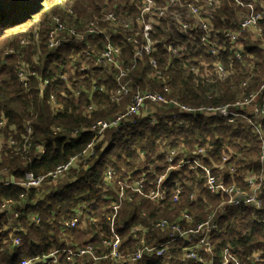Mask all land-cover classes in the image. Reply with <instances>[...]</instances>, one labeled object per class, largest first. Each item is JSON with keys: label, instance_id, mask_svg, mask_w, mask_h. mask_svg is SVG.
<instances>
[{"label": "trees", "instance_id": "obj_1", "mask_svg": "<svg viewBox=\"0 0 264 264\" xmlns=\"http://www.w3.org/2000/svg\"><path fill=\"white\" fill-rule=\"evenodd\" d=\"M219 2L220 9L212 22L213 28L236 31V15L247 10L248 2L243 6L232 0ZM261 2L264 3V0ZM109 5L110 2L106 0H0V117L3 114L7 120L4 133L6 136L11 135L9 128L15 127V133L9 137H13L20 145L24 124L29 121L33 129V145L45 146V154L39 159L32 155L30 159L21 158L12 150H4L0 157V169L13 171L15 177H21L26 172L34 175L48 173L86 148L92 140L88 128L94 121L111 118L124 111L129 97L113 103L109 101L107 93H90L93 84L101 85L97 74L85 78L77 74L68 82L53 80L40 95L37 79L30 78L26 87L19 82L17 67L20 58L16 54L2 60L4 51H16L19 43L28 39L23 61L30 70L37 72L42 79H52L67 73L78 48L65 44L53 53L47 50L52 18L58 16L68 19L70 15L64 8L70 6L74 15L68 20L79 24L98 15ZM113 12L124 17L135 16L137 8L134 2L124 0L117 4ZM164 25L162 23V28L154 29L153 39L187 47L184 57L173 58L162 44L155 45L151 57L157 62L164 82L148 76L151 69L147 57L132 59L134 45L122 44L121 37L116 41L121 47L124 64L128 65L130 61L137 63L127 78L132 83L133 92L152 90L188 106H218L234 102L241 91L247 94L264 80L263 49L257 40H248L246 33L241 35L237 43L225 42L224 49L215 57L206 52L205 46L197 38L191 40L187 34L165 28ZM192 34L195 35V32L192 31ZM236 52L240 54L239 58ZM218 64L226 72L223 79L216 77ZM192 67L198 70L197 74L189 70ZM250 76L251 84L241 90V84ZM104 84L107 85L106 91L115 86L110 78ZM165 86H168L169 93L163 91ZM52 95L55 103L50 101ZM91 106L94 109L89 111ZM155 110V124H150L149 117L144 116L108 133V138L107 135L101 138L94 146V154L88 158L87 171L61 187L46 192L44 188L25 191L16 186L0 187V205L4 200L22 202L17 219L20 231L16 235L6 229L7 216L0 214V264H20L24 259L47 254L53 249L81 248L88 243L97 246L101 234H108V226L104 224L107 214L105 208L111 203H118L116 192L114 195L105 189L109 172L115 188L119 189L120 183L124 181L134 183L143 178V190L147 192L154 187V179L167 172L166 153L175 151L177 161L197 148L207 150L209 160L203 161L208 166L220 163L223 155H230V164L236 168L233 181L241 188L246 186L243 177L245 172L253 170L254 174H258L261 171L255 159L261 151L262 142L249 128L226 125L223 119L216 116H184L187 124L178 125L170 116L163 114L165 110L159 107ZM55 128L60 129L56 134L53 133ZM73 131L78 133L69 135ZM197 172H190L188 167H183L168 173L164 182V198L159 204L145 199L121 203L117 220L124 224L119 227L116 223L115 229L125 241L122 249H134L129 224L125 223L130 214V220H134L138 212L145 211L149 223L156 219L177 221L185 213L192 219L189 224L180 222L184 228L200 223L221 202L226 201V196H214L202 189L201 183L197 181ZM223 173L227 183L231 177L227 170ZM262 188L261 209L232 206L218 217L216 230L211 236V262L214 264L220 263L225 249L241 264H253L256 258L262 261L256 264H264V183ZM122 189L128 188L124 186ZM177 189L180 193L175 199ZM106 193L108 199L104 198ZM191 195L193 198L189 200ZM78 206H81L79 224L74 229L63 230V223L74 217L73 210ZM35 216L39 219L38 223L32 221ZM16 236L20 238L17 246L13 244ZM146 241L147 244H162L165 238L160 231L155 230L146 236ZM177 243L180 249L188 246L186 242ZM201 255L208 258L202 252ZM138 264L197 263L186 260L182 251L173 247L162 257L144 258Z\"/></svg>", "mask_w": 264, "mask_h": 264}, {"label": "built area", "instance_id": "obj_2", "mask_svg": "<svg viewBox=\"0 0 264 264\" xmlns=\"http://www.w3.org/2000/svg\"><path fill=\"white\" fill-rule=\"evenodd\" d=\"M107 1L110 2L109 7L103 8L98 15H93L92 18L87 21L83 20L79 24L69 22V17L74 15L70 6L64 8L65 12L70 15L68 19H62L58 16L52 18L51 29L46 42L47 50L53 53L65 44H71L78 48V52L72 56L67 73L60 74L52 79H42L37 72L30 70L29 66L21 65L17 71V78L24 87L27 86L30 78L37 79V88L41 95L45 87L53 80L68 82L73 80L77 74L82 75V78L90 74H97V79L101 82V85L93 84L90 93H107L109 101L113 103H118L129 97V103L124 111L117 113L115 116L94 121L88 128L92 134V140L79 155L71 158L67 163L45 174L34 175L26 172L21 177H15L13 171L6 168L0 169V187L16 186L29 191L43 189L45 186L53 184L49 188L55 189L73 181L76 178L60 184V181L71 175L73 171H87L88 158L94 154V146L101 138H104L108 133L117 131L128 121L133 122L138 118H145L144 116L149 117L150 124H155L154 109L156 107L165 110L166 113L163 114L170 116L172 121L178 125L187 124V121L183 118L184 116H216L223 119L226 125L249 128L262 142L261 151L255 159L261 171L258 174H254L253 170L245 172L243 177L246 186L241 188L233 181L236 168L230 164V155H223L220 163H212L208 166L203 161L209 160L207 150L197 148L193 153L184 155L177 161L175 151L166 153L167 172L157 176L153 181L154 187L147 192L143 190L145 187L143 178L134 183L124 181V183H120L119 189L115 188L111 181L112 174L109 172L105 181V189L107 192H113L114 195L116 192L118 203H111L109 207L105 208L107 214L104 217V224L108 226V234H101L99 244L96 246L88 243L81 248L53 249L47 254L24 259L20 264H99L101 262L108 264H138L144 258L162 257L173 247H178L188 261L197 264H214L211 262V236L216 230L218 217L224 215L226 208L232 206L244 205L256 210L262 207V184L264 183V80L256 89L247 94L241 91L234 102L218 106H188L152 90L133 92L132 83L127 78L129 73L135 69L137 63L130 61L128 65L124 64L121 59V47L116 41L121 37L122 44L134 45L135 50L132 59L139 60L147 57L151 69L148 76L164 82V77L158 70L157 62L151 57L155 45L157 43L162 44L173 58L184 57L187 47L174 46L171 43L168 44L165 41L153 39L152 33L155 28H162V23H164L165 28H173L180 33L187 34L191 40L197 38L205 46L206 52L215 57L224 49L225 42L237 43L243 33L247 34L246 38L248 40L252 38L257 40L264 52V3L261 0H232L235 4L241 6L248 2L247 10L236 15L235 24H237L238 29L233 31L227 28L215 29L212 26V22L216 19L217 12L220 9L219 0H130L131 3L134 2L137 12L135 16L127 17L113 12L117 4L124 0ZM192 31L195 32V35L192 34ZM34 37H37L36 33ZM99 38L101 39L99 40ZM28 44V39H23L20 43L22 48ZM12 53L13 51L9 50L5 54ZM236 56L239 58L240 54L236 52ZM189 70L193 74L198 73V70L194 67L189 68ZM225 76L226 72L218 64L216 77L223 79ZM109 78L115 86L106 91L107 85L104 83L107 84ZM251 82L252 76L241 84L240 89H246ZM163 91L169 93L168 86H165ZM79 94L80 92L77 93V95ZM50 101L55 103L53 95ZM93 109L91 106L88 110L92 111ZM1 115L0 157L6 149L12 150L15 155L21 158L28 157V159L31 155L39 159L45 154L44 144L34 146L32 143L33 129L29 121L24 124V133L21 137L22 143L18 145L13 137H9L15 133V127L9 128L12 131L11 135H5L4 130L7 120L3 114ZM59 131V128L53 129L54 134ZM77 133V131H73L69 135L74 136ZM78 165L82 167L79 171H77ZM183 167H188L190 172L198 171L197 181L201 183L202 189L214 196H226V201L221 202V205L213 209L200 223L184 228L180 222L189 224L192 219L185 213L181 214L177 221L156 219L149 223L145 211L138 212V216L134 220H130V214L125 223L129 224V234L134 243V249L131 251L122 249L125 241L121 239L115 229L116 223L119 227L124 224L123 221L117 220L121 203H131L134 199H145L159 204L164 198V182L168 173ZM224 170H227L231 177L227 183H225L223 176ZM124 186L128 189H122ZM179 193L180 190L177 189L175 199ZM106 195L108 193L104 195V198L108 199ZM192 198L193 195L189 197V200ZM19 208H22L21 201L16 203L12 200H4L0 205V214H5L8 218L6 229L11 230L15 235L20 231L17 221L20 214ZM80 209L81 206H78L73 210L74 217L63 223V230L76 228L81 220ZM32 221L38 223L39 219L35 216ZM155 230L162 233L165 241L162 244L156 242L147 244L146 236ZM179 241L186 242L188 246L180 249L177 246ZM19 243L20 238L14 237L13 244L17 246ZM98 250L100 251L98 252ZM201 252L208 258L205 259ZM258 261V258H256L253 260V264ZM260 262L262 261L260 260ZM219 264H241V262L228 249H225Z\"/></svg>", "mask_w": 264, "mask_h": 264}, {"label": "rangeland", "instance_id": "obj_3", "mask_svg": "<svg viewBox=\"0 0 264 264\" xmlns=\"http://www.w3.org/2000/svg\"><path fill=\"white\" fill-rule=\"evenodd\" d=\"M66 8V7H65ZM21 43V42H20ZM20 43H19V45H18V47H17V50L15 51V49L13 50L12 49V51H13V53L12 54H9V55H14V54H16L19 58H20V61H19V64H18V67H17V71H18V69H19V67L21 66V65H27V66H29L26 62H24L23 61V55L25 54L24 52H25V48L26 47H21V45H20ZM35 43H37V41L35 42ZM7 51H4V54H3V59L2 60H5V57H7V56H9V55H6L5 53H6ZM154 112L155 113H157L156 112V110L154 109ZM143 115H145V114H143ZM109 137V135H107L106 136V138H108ZM79 167V168H78ZM78 167H77V171H79L80 170V168H82L81 167V165H78ZM82 172H76V171H73V173L71 174V175H69L68 177H65V178H63L61 181H60V184L62 183V182H68V181H70V180H72V179H74V178H76V176L77 175H79V174H81ZM53 184H50V185H47V186H45L44 187V192L50 187V186H52ZM42 189V188H41ZM25 200V199H24ZM22 203V202H21ZM258 262H260V261H258Z\"/></svg>", "mask_w": 264, "mask_h": 264}, {"label": "crops", "instance_id": "obj_4", "mask_svg": "<svg viewBox=\"0 0 264 264\" xmlns=\"http://www.w3.org/2000/svg\"><path fill=\"white\" fill-rule=\"evenodd\" d=\"M47 190H50V188H48ZM47 190H46V191H47ZM46 191H45V192H46Z\"/></svg>", "mask_w": 264, "mask_h": 264}]
</instances>
